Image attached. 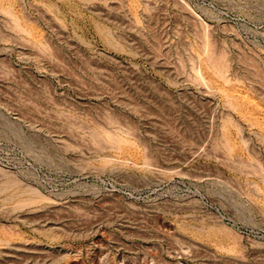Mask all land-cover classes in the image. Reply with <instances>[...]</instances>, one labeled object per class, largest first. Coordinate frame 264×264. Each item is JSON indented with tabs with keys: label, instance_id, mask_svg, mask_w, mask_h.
<instances>
[{
	"label": "rangeland",
	"instance_id": "374dc122",
	"mask_svg": "<svg viewBox=\"0 0 264 264\" xmlns=\"http://www.w3.org/2000/svg\"><path fill=\"white\" fill-rule=\"evenodd\" d=\"M0 264H264V0H0Z\"/></svg>",
	"mask_w": 264,
	"mask_h": 264
}]
</instances>
